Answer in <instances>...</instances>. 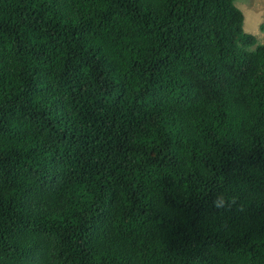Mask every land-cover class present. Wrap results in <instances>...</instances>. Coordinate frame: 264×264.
Instances as JSON below:
<instances>
[{"label": "trees", "instance_id": "1", "mask_svg": "<svg viewBox=\"0 0 264 264\" xmlns=\"http://www.w3.org/2000/svg\"><path fill=\"white\" fill-rule=\"evenodd\" d=\"M235 2L0 0V264H264Z\"/></svg>", "mask_w": 264, "mask_h": 264}, {"label": "rangeland", "instance_id": "2", "mask_svg": "<svg viewBox=\"0 0 264 264\" xmlns=\"http://www.w3.org/2000/svg\"><path fill=\"white\" fill-rule=\"evenodd\" d=\"M245 15L244 28L254 34L258 44L264 43V0H236Z\"/></svg>", "mask_w": 264, "mask_h": 264}, {"label": "clouds", "instance_id": "3", "mask_svg": "<svg viewBox=\"0 0 264 264\" xmlns=\"http://www.w3.org/2000/svg\"><path fill=\"white\" fill-rule=\"evenodd\" d=\"M227 203L228 201H226L222 196L219 195L217 196L216 199L213 200V206L218 208L227 206Z\"/></svg>", "mask_w": 264, "mask_h": 264}]
</instances>
